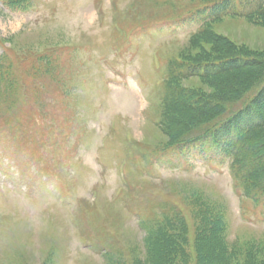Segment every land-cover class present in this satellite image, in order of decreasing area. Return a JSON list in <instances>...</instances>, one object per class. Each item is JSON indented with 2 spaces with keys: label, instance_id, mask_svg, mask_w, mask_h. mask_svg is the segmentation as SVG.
Instances as JSON below:
<instances>
[{
  "label": "rangeland",
  "instance_id": "obj_1",
  "mask_svg": "<svg viewBox=\"0 0 264 264\" xmlns=\"http://www.w3.org/2000/svg\"><path fill=\"white\" fill-rule=\"evenodd\" d=\"M14 1H0V55L12 52L27 81L16 71L19 91H0V264H197V237L214 235L200 231L205 213L221 221L227 264L249 253L264 264V201L244 198L211 149H168L160 124L167 64L212 49L186 46L201 21H174L200 4ZM209 29L264 57V27L226 17ZM179 84L216 93L198 78ZM172 238L180 247L163 257Z\"/></svg>",
  "mask_w": 264,
  "mask_h": 264
},
{
  "label": "trees",
  "instance_id": "obj_2",
  "mask_svg": "<svg viewBox=\"0 0 264 264\" xmlns=\"http://www.w3.org/2000/svg\"><path fill=\"white\" fill-rule=\"evenodd\" d=\"M0 1L9 11L21 8L14 0ZM191 1H196L199 7L174 17V21L183 24L201 21L199 28L189 36L186 46L194 51L201 41L209 43L212 49L199 52L193 59H184L182 53L177 60L166 66L165 78L158 93L163 109L160 124L164 125V133L169 139L167 148L183 152L211 149L219 157L228 159L229 171L239 193L252 202H262L264 57L242 52L228 40L211 33L209 27L226 17L242 18L264 27V0ZM138 27L134 33L148 25L139 24ZM20 66L9 50L0 55V84H6L4 88L0 86V91L4 95H13L19 91L16 71L22 75V82L26 84L27 77ZM192 78L206 82L215 88L216 93L208 97L180 86L181 81ZM212 217L206 213L203 215L200 231L208 228L214 235L200 233L197 237L198 243H202L201 247L195 246L197 264H208L202 260L203 251L206 255L215 256L216 261L211 260L210 264H227L229 258L234 256L219 241L224 236L220 219ZM174 227V221H168L165 229L174 231ZM206 238L210 242H207L209 246L206 245L209 250L204 247ZM172 240L174 244L170 242L171 239H167L161 245L162 248L159 247L158 252L161 250L163 257L167 255L164 252L180 247L179 239ZM254 255H248L252 264H255ZM249 260L245 264H251Z\"/></svg>",
  "mask_w": 264,
  "mask_h": 264
}]
</instances>
